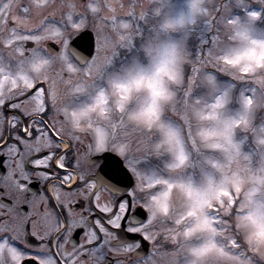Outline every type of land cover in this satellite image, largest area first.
Instances as JSON below:
<instances>
[{
  "label": "snow or ice",
  "instance_id": "snow-or-ice-1",
  "mask_svg": "<svg viewBox=\"0 0 264 264\" xmlns=\"http://www.w3.org/2000/svg\"><path fill=\"white\" fill-rule=\"evenodd\" d=\"M89 26L94 43H77ZM0 117L9 191L64 169L65 137L87 141L76 180L99 210L48 211L42 198L36 243L37 213L5 212L0 264H155L130 258L139 243L121 225L134 209L145 219L128 232L171 249L169 264H264V0H61L59 18L53 0H0Z\"/></svg>",
  "mask_w": 264,
  "mask_h": 264
},
{
  "label": "flooded vegetation",
  "instance_id": "flooded-vegetation-1",
  "mask_svg": "<svg viewBox=\"0 0 264 264\" xmlns=\"http://www.w3.org/2000/svg\"><path fill=\"white\" fill-rule=\"evenodd\" d=\"M61 1V0H59ZM58 1V2H59ZM45 47H50L54 50H59V46L53 40H48L44 42ZM27 46H32V42H28ZM47 86V85H45ZM51 115V113L49 114ZM2 119V117H0ZM47 119V118H46ZM2 126V125H0ZM9 145L12 148L16 147L15 144V136L8 138ZM45 141L41 139L39 142V146L43 151V145ZM69 139L65 137L63 143L60 144V148L57 150L61 154L65 155V164L66 167L64 169H60L59 167H53L48 169L54 173L53 176L45 180L42 176L38 174L40 171H45L46 169L41 166L37 171H30L29 172V179L24 181L26 184V189L22 192H16L14 190H8V181L9 173L11 169L14 167V160L11 156L8 155V149L4 148L0 150V189H4L0 191V205L4 204L5 202H11V208H0V216H3L5 212L8 213L9 216H13L15 211L17 210V206L19 209H24L33 213H37L38 202L43 198L45 210L50 211L51 206L55 205L56 211H61V204L65 205V209L67 210L68 207H71L74 210V214L79 217L80 213L83 212L85 209L91 213V215L95 218L99 214V210L94 208L95 204V197L92 198V204H89V200L87 197H84L79 194L80 188L83 187V182H79L77 184L76 180V172L79 171L77 167V158L80 153L85 152V145L87 141L84 142V145L78 144L75 140H71L72 147L68 148ZM32 147V155H38L35 153V147H37V142L30 141ZM27 145H20V152L22 155H28L26 151ZM92 159H96L97 153H92ZM30 158V157H29ZM36 166L31 164H25L26 170L34 169ZM85 169H87V164L84 165ZM68 174H71L72 179L70 181H65L64 177ZM101 175H104L101 172ZM131 180L129 176L125 177V182L128 183L129 192L127 193L128 198L131 199V189L135 186V177L131 176ZM73 185H77L76 187H72ZM123 187V185H121ZM109 200H118L121 197V193H116L115 195H110L107 192L103 193ZM27 198L29 201L33 202V205L30 206L28 204L22 203L24 198ZM59 197V199H57ZM146 210L144 209H134L128 213V219L122 222V230L123 236L129 242L132 241L133 238L139 243V248L137 250V255L132 257L133 260H145L147 257H151L154 259H158L160 257V253L162 252V248L157 251V247L154 241L145 239L142 234L140 233H130L128 232L129 220L134 217L135 220L143 221L145 219ZM37 219L35 220V227L32 224L28 225V239L33 243L37 242V237L32 236L31 232L39 230V234H42L45 229L44 221L39 218L40 214L37 213ZM157 227H161L160 224H157ZM117 235H121L120 230H117ZM83 236V233L77 232L76 239L79 240L80 237ZM147 253L142 256V252ZM126 257H120L119 260L116 258L115 255H109V257L105 260V264H127Z\"/></svg>",
  "mask_w": 264,
  "mask_h": 264
},
{
  "label": "rangeland",
  "instance_id": "rangeland-1",
  "mask_svg": "<svg viewBox=\"0 0 264 264\" xmlns=\"http://www.w3.org/2000/svg\"><path fill=\"white\" fill-rule=\"evenodd\" d=\"M59 0H53V7L56 10V18H59L60 15V4L61 1ZM117 3H120L121 0H116ZM132 0H123V3H125V5H127L128 3H131ZM141 2V0H137V4H139ZM143 3L148 4L150 2V0H142ZM222 2V0H221ZM127 9H117L118 13L122 12V11H126ZM89 29H91V26H89ZM94 33V32H93ZM95 36V33H94ZM163 251L160 253V257L157 259L152 258L153 261H155V264H169L170 261V257H171V249H164L162 248Z\"/></svg>",
  "mask_w": 264,
  "mask_h": 264
},
{
  "label": "water",
  "instance_id": "water-1",
  "mask_svg": "<svg viewBox=\"0 0 264 264\" xmlns=\"http://www.w3.org/2000/svg\"><path fill=\"white\" fill-rule=\"evenodd\" d=\"M92 39L93 41V36L90 32L88 31H84V35L81 37L80 40L77 41V43H80L81 41H84V42H87L89 39ZM94 43V42H93ZM84 55L86 56L87 55V52L84 53Z\"/></svg>",
  "mask_w": 264,
  "mask_h": 264
}]
</instances>
